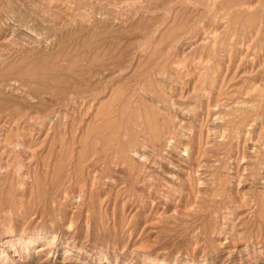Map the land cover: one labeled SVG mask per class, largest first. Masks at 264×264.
Wrapping results in <instances>:
<instances>
[{
    "label": "rangeland",
    "instance_id": "rangeland-1",
    "mask_svg": "<svg viewBox=\"0 0 264 264\" xmlns=\"http://www.w3.org/2000/svg\"><path fill=\"white\" fill-rule=\"evenodd\" d=\"M0 264H264V0H0Z\"/></svg>",
    "mask_w": 264,
    "mask_h": 264
}]
</instances>
